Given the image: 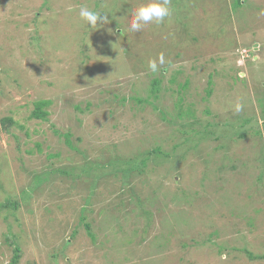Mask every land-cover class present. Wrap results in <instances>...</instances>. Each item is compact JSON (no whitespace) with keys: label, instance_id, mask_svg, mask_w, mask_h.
Returning <instances> with one entry per match:
<instances>
[{"label":"rangeland","instance_id":"1","mask_svg":"<svg viewBox=\"0 0 264 264\" xmlns=\"http://www.w3.org/2000/svg\"><path fill=\"white\" fill-rule=\"evenodd\" d=\"M236 1L133 32L145 0H0V264H264V0Z\"/></svg>","mask_w":264,"mask_h":264},{"label":"clouds","instance_id":"2","mask_svg":"<svg viewBox=\"0 0 264 264\" xmlns=\"http://www.w3.org/2000/svg\"><path fill=\"white\" fill-rule=\"evenodd\" d=\"M71 11V9H69ZM172 14L171 0H145L140 4L133 12L132 19L130 21V30L133 32H140L145 25L149 23H155L157 25L165 22L166 18ZM81 21L92 31L98 29L99 26L111 23L108 18V14L102 11H94L88 7H81L78 13ZM90 26V27H89ZM109 31H111L109 29ZM123 34V32H122ZM170 62L165 60V57L161 54L157 59L150 60L148 62V68L153 73L160 71L162 66H165ZM235 111L242 110V104L237 102L234 105Z\"/></svg>","mask_w":264,"mask_h":264},{"label":"trees","instance_id":"3","mask_svg":"<svg viewBox=\"0 0 264 264\" xmlns=\"http://www.w3.org/2000/svg\"><path fill=\"white\" fill-rule=\"evenodd\" d=\"M176 1V0H175ZM241 2L240 0L239 1H236V5H239ZM188 82V81H187ZM159 85H160V79L159 78H155L152 80V88H151V92L152 93H156L158 91V88H159ZM138 99V98H137ZM141 100L140 98L138 99V101ZM47 101H40V102H37L36 103V107L34 109V111L32 112V118H42V119H47L48 117V111L46 109H43V107L45 105H47ZM16 205V202H12L11 200H8L7 201V204L6 206H12V205ZM5 206V205H3ZM16 254L14 255V259H13V263H16L17 260H18V257H19V253H18V248L16 249ZM264 257V255H263Z\"/></svg>","mask_w":264,"mask_h":264}]
</instances>
